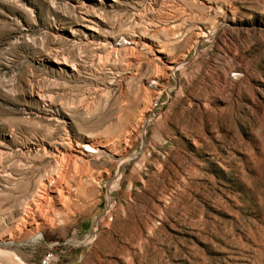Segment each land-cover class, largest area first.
<instances>
[{
  "label": "rangeland",
  "instance_id": "374dc122",
  "mask_svg": "<svg viewBox=\"0 0 264 264\" xmlns=\"http://www.w3.org/2000/svg\"><path fill=\"white\" fill-rule=\"evenodd\" d=\"M0 264H264V0H0Z\"/></svg>",
  "mask_w": 264,
  "mask_h": 264
},
{
  "label": "bare ground",
  "instance_id": "6f19581e",
  "mask_svg": "<svg viewBox=\"0 0 264 264\" xmlns=\"http://www.w3.org/2000/svg\"><path fill=\"white\" fill-rule=\"evenodd\" d=\"M128 38H129V40H125V37L121 38L122 42L119 44L118 50L120 48V50L131 49V51H132V48H135L136 45H146L147 44V43L141 44V43H139V40H135L134 38H132L130 36H128ZM150 44L152 45L151 42L147 45H150ZM153 54H152L153 59H155V60L163 59L164 60V65H165L166 69L170 72H175L179 68V65L182 64V63L177 64V60L167 57V55H165L164 52H162L161 48L159 50H156V52H154ZM151 83L154 87L160 86V82L157 78H153V81ZM61 142H62V144H60V146L58 148H56V150L54 149L56 152V153L55 152L54 153H55L56 157H58L62 160H71L72 159L74 163L76 161H81V162L85 163L86 162L85 160L88 157H91L93 155V153L98 152L96 149H94L95 144H91L90 141H88V140L85 143L75 142L76 143L75 145L77 148L73 147L72 140L69 138L62 139ZM102 145H104V144H102ZM101 147H103V146H101ZM52 154H53V152H52ZM96 156H98V155L96 154ZM60 177L61 176L57 177L56 180L54 179L52 181V183H50V187L48 188V191L50 192L49 198H50V200L54 201L55 203L56 202L61 203L65 200L64 191H66V187H68V185L66 186L64 180L62 181V179ZM42 184L45 187L44 190H46V188L48 186L45 183H42ZM44 193H46V191ZM43 197H44L43 193H40L38 190L34 191L33 195L31 196V202H32L31 204H33V211H30V212L28 211V213H24V215L19 218L23 222L24 225H28V226L35 225L36 227H38L41 223V221H39V218L45 220V216H44L45 212L43 209L44 203L42 202ZM44 199H46V198L44 197ZM6 240L9 241V238Z\"/></svg>",
  "mask_w": 264,
  "mask_h": 264
}]
</instances>
